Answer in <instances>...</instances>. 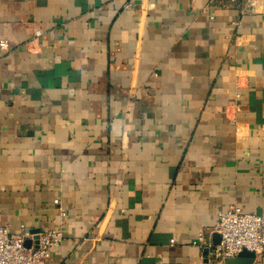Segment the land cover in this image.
I'll list each match as a JSON object with an SVG mask.
<instances>
[{"label": "crops", "instance_id": "0c3cea01", "mask_svg": "<svg viewBox=\"0 0 264 264\" xmlns=\"http://www.w3.org/2000/svg\"><path fill=\"white\" fill-rule=\"evenodd\" d=\"M233 208L264 217V10L0 0L1 227L61 228L49 264H213Z\"/></svg>", "mask_w": 264, "mask_h": 264}, {"label": "built area", "instance_id": "2783aa9c", "mask_svg": "<svg viewBox=\"0 0 264 264\" xmlns=\"http://www.w3.org/2000/svg\"><path fill=\"white\" fill-rule=\"evenodd\" d=\"M234 1L245 4L251 10H264V0ZM126 7L131 8V5ZM36 36L40 37L41 32H37ZM55 204L60 205V202L56 200ZM62 215L65 216V213ZM207 235L210 240H207ZM214 235L219 236L218 243L211 240ZM63 240L61 228L38 234L23 228L21 234L17 235L8 227L0 226V264H49L53 250ZM193 245L208 249L213 264H226L227 260L244 251L252 252L256 257H264V217L244 212L240 208L220 212L210 232L201 229Z\"/></svg>", "mask_w": 264, "mask_h": 264}, {"label": "water", "instance_id": "95a60500", "mask_svg": "<svg viewBox=\"0 0 264 264\" xmlns=\"http://www.w3.org/2000/svg\"><path fill=\"white\" fill-rule=\"evenodd\" d=\"M219 240H220L219 236L215 235L214 242L218 243ZM255 259H256V255L254 253L244 251L237 257L227 260L226 264H253Z\"/></svg>", "mask_w": 264, "mask_h": 264}]
</instances>
